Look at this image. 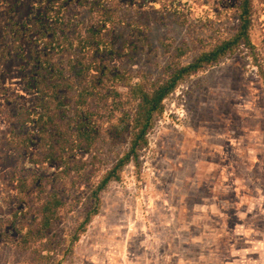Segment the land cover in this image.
Segmentation results:
<instances>
[{
  "label": "rangeland",
  "instance_id": "1",
  "mask_svg": "<svg viewBox=\"0 0 264 264\" xmlns=\"http://www.w3.org/2000/svg\"><path fill=\"white\" fill-rule=\"evenodd\" d=\"M35 2L0 0V229L17 210V176L30 185L23 198L34 213L46 194L63 203L45 239L30 248L48 251L53 264H264V0H251L252 50L240 47L191 75L163 101L147 146L99 194L98 214L75 243L91 192L126 151V143L110 145V128L133 112L130 87L150 90L167 67L232 37L239 0H115L106 4L114 23L105 28L101 13L68 7L71 37L91 39L89 29L102 28L98 39L111 46L89 59L107 73L96 89L105 99L91 106L101 117L99 139L75 158L82 169L69 173L34 167L9 142L28 132L14 118L35 100L25 89L29 68L10 55L5 28L26 19ZM115 72L122 83L108 76ZM16 238L11 231L0 240V264H50L16 249Z\"/></svg>",
  "mask_w": 264,
  "mask_h": 264
},
{
  "label": "trees",
  "instance_id": "2",
  "mask_svg": "<svg viewBox=\"0 0 264 264\" xmlns=\"http://www.w3.org/2000/svg\"><path fill=\"white\" fill-rule=\"evenodd\" d=\"M114 1L36 0L26 19L5 28V34L11 42L10 55H15L17 61L29 68L25 89L35 100L30 108L19 110L14 118V123L26 127L28 132L20 138L14 136L9 142L15 149L23 147V154L26 153L34 167L56 166L61 169L59 173L78 172L83 166H77L75 158L89 152L99 139L100 130L96 119L101 117L91 110V106H97V102L105 99L96 89L102 85L107 73L101 71L104 70L102 65L97 67L89 59L98 51L110 54L111 46L98 39L102 28L89 29L91 39L71 37L66 13L71 5L101 13V24L105 28L114 23L113 14H109L111 8L106 6ZM236 8L238 27L232 37L199 54L189 64L179 65L175 62L167 67L170 73L166 79L153 84L150 90L139 84L130 87L133 112L122 113L118 124L110 128L113 137L110 145L120 146L126 143V151L117 158L91 192V207L72 235V243L78 241L79 234L86 231L87 225L98 214L99 194L109 183L118 182L123 168L131 162L135 163L139 151L147 146V134L153 128L155 118L163 112V101L191 75L233 56L240 47L252 50L251 0H239ZM179 51L178 55H183V50ZM108 76L121 83L124 80L122 74L117 72ZM115 96L120 95L117 93ZM35 148L39 149L41 156L36 160L33 152ZM59 173L55 171L54 175H60ZM11 181L15 185L17 210L10 215L4 230L0 229V240H10L13 231L17 235L13 242L16 249L32 250L38 260L53 264L48 251L30 248L34 245L32 243L45 239L52 224L59 219L63 203L56 193L46 194L34 213L30 207H25L23 198L30 187L27 180L12 176ZM36 188L43 191L42 184ZM6 230L10 231L4 232ZM1 244L6 245L7 242Z\"/></svg>",
  "mask_w": 264,
  "mask_h": 264
}]
</instances>
